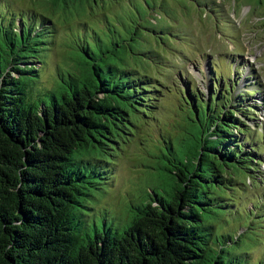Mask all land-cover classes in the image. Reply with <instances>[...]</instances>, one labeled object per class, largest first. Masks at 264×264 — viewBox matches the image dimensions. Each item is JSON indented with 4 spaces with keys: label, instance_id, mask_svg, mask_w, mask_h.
I'll list each match as a JSON object with an SVG mask.
<instances>
[{
    "label": "trees",
    "instance_id": "16d2710c",
    "mask_svg": "<svg viewBox=\"0 0 264 264\" xmlns=\"http://www.w3.org/2000/svg\"><path fill=\"white\" fill-rule=\"evenodd\" d=\"M102 1L112 2L48 0L52 17L42 7L39 25L18 24L0 2V264H250L247 254L231 251L241 245L238 230L220 234L216 221L238 211V192L257 180L264 160L252 143L259 132L242 122L252 119L250 108L241 116L231 102L224 106L218 86L210 100L182 91L174 133L170 124L163 128L159 163L147 166L157 179L153 192L135 196L125 221L105 220L104 228L88 222L94 194L110 188L122 142L159 111L168 90L146 72L162 61L151 41L169 47L172 37L169 24L154 26L160 14L153 17L148 1L129 0L101 30L67 22L58 26L67 40L65 65L51 88L40 86L43 53L59 37L51 18L63 13L60 20L69 21ZM239 207L251 226L264 214Z\"/></svg>",
    "mask_w": 264,
    "mask_h": 264
},
{
    "label": "rangeland",
    "instance_id": "374dc122",
    "mask_svg": "<svg viewBox=\"0 0 264 264\" xmlns=\"http://www.w3.org/2000/svg\"><path fill=\"white\" fill-rule=\"evenodd\" d=\"M47 1L0 0L9 5L8 13L12 12L16 18H20L18 23H21L22 17H26L36 24L42 20V7L46 9L45 14L52 17L50 8L53 6L46 5ZM147 1L155 4L153 17H156L155 11L160 14L157 15L159 19L154 22V26L166 28L165 24H169L172 30V37H166L170 39L169 47L157 48L155 40L151 41L152 48L162 52L161 57L157 56V60L160 57L162 61L160 65L151 63V67L146 71L147 74L153 75V82H161L168 91H165L163 99L159 102L160 108L155 117L138 122L134 136H131L128 142H122L120 150L116 152L114 163L110 165L113 174L109 190L107 188V191L105 189L95 193V200L89 202L94 210L88 211L87 215L91 227L98 223L100 228H104L105 220L108 223L125 221L129 204L135 201V196L136 199L148 197L149 193L153 192V183H156L157 179L154 171L147 166L153 167L159 163L161 153L158 141L163 128L170 124V130L174 133L171 126L176 125L178 121L177 112L182 91L190 92L192 89L204 99L210 100L216 95L215 88L218 86L219 101L224 106L231 102V108L241 116V110L247 112L250 108L252 112H248L251 113L252 120L241 119L253 129L260 127L262 135L259 133L256 143L252 145L258 149L256 157L264 160V0H237L240 3L235 7L234 0H137L136 5H146ZM128 6L129 0H123L116 5L113 0L109 4L102 1L88 6L84 16L65 21L60 20L65 14L61 13L62 15L57 17L55 13L56 18L51 19L56 22L55 27H64L67 22L84 20L88 28L101 30L104 19L105 22L109 19L114 21V17ZM1 10L3 9L0 7V12ZM165 12L173 13L175 18H161ZM129 13L130 11L127 14ZM64 34V29L58 27L59 37L54 42L53 50L50 54L43 53L46 60L42 68L40 86L51 88L58 78V67L65 65L63 56L67 40L61 38ZM245 53L249 54L244 56ZM241 60V67L234 71V67L241 64ZM174 84L177 86L175 89ZM183 94L188 100L189 94ZM258 167L259 173H253L257 180L252 181V185L248 182L246 174H237L239 182H244L245 185L247 181L249 184L248 188L238 192L237 198L234 199L238 211L225 212L221 214L220 221H216L220 234L227 232L234 236V231L238 230L236 238H241V245L231 251L237 256L247 254L250 264H264V214L251 226L252 219L242 213L239 205L248 211L252 210V215L257 214L254 210L259 207V211L264 210V162H260ZM222 219L224 224H221Z\"/></svg>",
    "mask_w": 264,
    "mask_h": 264
},
{
    "label": "clouds",
    "instance_id": "9594fccd",
    "mask_svg": "<svg viewBox=\"0 0 264 264\" xmlns=\"http://www.w3.org/2000/svg\"><path fill=\"white\" fill-rule=\"evenodd\" d=\"M260 2H261V1H260ZM260 2H259V3H260ZM237 3H240V1L234 0V5H233V6L235 7ZM8 6H9V5H8ZM251 6H252V5H251ZM238 9H240V8L238 7ZM6 12L8 13V11H6ZM8 14L11 15L12 13H8ZM13 15H14V14H13ZM19 15H20V16H23V14H19ZM22 18H24V17H22ZM22 18H21V23H18V24H22V20H23ZM25 18H26V17H25ZM26 19H28V20H30V21H33V20L30 19V18H26ZM19 20H20V18L17 17V22H18ZM33 22L35 23V25H39V24L41 23V22H40V23L36 24L35 21H33ZM248 54H249V53H245L244 56H246V55H248ZM242 60H243V58H242ZM242 60H241V64L236 65V67H234V71H236V68H240V67H241V65H242ZM234 64H236V62H235ZM231 89H232V88H231ZM229 92H230V90H229ZM247 110H248V109H247ZM250 110H251V109H250ZM251 112H252V110H251ZM250 120H252V119H250ZM250 127H251L252 130H254V131L258 130V132H259L260 134H262V132L260 131V127H259V126H257V129H253L252 126H250ZM257 137H258V136H257ZM249 143H250V142H249ZM261 183H262V182H261Z\"/></svg>",
    "mask_w": 264,
    "mask_h": 264
}]
</instances>
